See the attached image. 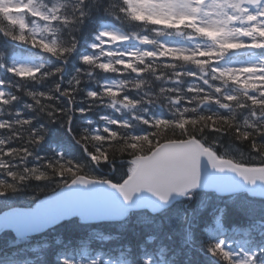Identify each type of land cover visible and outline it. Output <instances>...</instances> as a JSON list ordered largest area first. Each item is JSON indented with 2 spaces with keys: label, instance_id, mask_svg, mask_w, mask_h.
Here are the masks:
<instances>
[{
  "label": "trees",
  "instance_id": "1",
  "mask_svg": "<svg viewBox=\"0 0 264 264\" xmlns=\"http://www.w3.org/2000/svg\"><path fill=\"white\" fill-rule=\"evenodd\" d=\"M73 2L65 5L63 18L56 20L53 44L11 21L0 3V197L25 193L40 197L77 174L119 183L128 175L133 157L179 138L196 137L210 148L215 140L236 143L252 151L257 159L253 164L264 163V123H258L255 131L247 130L223 110L168 112L142 120L141 128L124 121L116 106L127 101L141 104L137 92L145 85L156 89L167 76H186L187 68L208 70L213 83L232 81L211 68L214 58L209 53L189 63L165 49L149 58L132 56L127 62L115 55L107 58L100 47L91 45L102 22L111 21L127 32H149L164 25L156 15L133 9L128 0ZM183 24L172 21L168 28L183 29ZM191 27L200 33L198 27ZM13 50L35 56V68L20 71L10 57ZM111 80L117 83L109 85ZM215 102L264 110V97L243 95L237 101L227 99L222 89ZM201 196L192 191L162 213L145 217L143 212H131L120 223L86 226L76 218L64 220L39 241L28 243L29 247L9 245L0 237V255L2 261H18L22 256L26 264H61V252L76 253L87 247L91 253L121 255L128 264H233L232 255L239 249L232 237L238 228L247 231V241L241 242L253 251L251 264L261 263L264 226L255 219L264 220V205L254 210ZM248 198L264 203V198ZM96 226L101 230L92 231ZM217 227L232 240L229 245L223 243L228 253L215 244ZM4 235L11 236L9 231Z\"/></svg>",
  "mask_w": 264,
  "mask_h": 264
},
{
  "label": "water",
  "instance_id": "2",
  "mask_svg": "<svg viewBox=\"0 0 264 264\" xmlns=\"http://www.w3.org/2000/svg\"><path fill=\"white\" fill-rule=\"evenodd\" d=\"M192 189L225 195L245 189L264 197V166L235 165L217 159L195 139L162 142L150 154L137 157L121 184L75 177L34 209L13 208L0 215V231L33 233L77 215L81 221L119 220L129 210L156 213Z\"/></svg>",
  "mask_w": 264,
  "mask_h": 264
},
{
  "label": "rangeland",
  "instance_id": "3",
  "mask_svg": "<svg viewBox=\"0 0 264 264\" xmlns=\"http://www.w3.org/2000/svg\"><path fill=\"white\" fill-rule=\"evenodd\" d=\"M5 6L8 7H17L20 4L19 0H1ZM225 0H131L132 6L134 8H143L148 7L152 13L157 15L162 22L167 21V18H173L174 20L181 21L182 18L186 17L188 19H196L197 24L202 27L203 29H208L217 35L218 42H237L238 44L245 41L244 38H237L234 36L230 30L227 29L226 24H224L227 15V12L224 11L222 4ZM24 4L26 5L27 9L29 10L28 15L31 17L28 22V27L31 31L37 35L39 38H44L47 40H53L54 32L56 29L54 23V17L56 12L63 4V0H25ZM259 15L264 12V2L260 6L259 9L254 10ZM14 18H17L19 21L23 19V15L19 12H15L11 15ZM244 16H254V22L256 25H260L264 30V18L255 17L254 12L252 9H246L244 12ZM23 22V20H22ZM26 23V22H25ZM23 22V25L25 24ZM251 24V26H249ZM243 25L239 30L238 33L247 32V34H252L248 28L255 27L254 24L249 23ZM126 32H122L117 29L115 26L112 25H105L102 27L101 31L97 34L96 42H103L101 45L103 53H111V54H118V59L126 61L127 56L133 54H141L144 51H148L149 44H143L142 46L139 45H122L119 41L120 38L126 37ZM150 35L147 33L136 32L133 31L131 33V37L140 38L141 40H148ZM161 33V37H162ZM165 39L161 42V44L166 48L168 51L175 53L177 55H184L187 57H194L198 58L199 52L209 51L213 47L212 43L214 41L204 40V41H197L194 39L191 33L188 34L189 37L186 35H182L181 33L176 34H169L165 35ZM255 41V37H249ZM149 41V40H148ZM241 45V44H240ZM17 65L21 70L30 69L34 67V61L29 56H18L17 58ZM215 68L224 69L227 73H233V76H239L240 81H252L255 84H261L264 80V56L263 57H252L248 60H243L240 62H226L221 61L220 64L215 65ZM192 74H194L192 72ZM201 70L195 72L193 78H188L187 81H182L181 78L177 77L178 79L172 78L166 79V82L160 86V92H163L165 95L169 91H177L179 89V85L182 83L188 90L185 92L183 91L182 95L187 97V100H191L193 97V92L197 88V86H202L206 84L208 81L207 76L204 75ZM251 82V83H252ZM166 85V86H165ZM206 86H210L209 82ZM211 90V88H210ZM261 90H264L261 89ZM212 91V90H211ZM170 100L176 99L177 101L173 103V106L176 110L180 111V104L178 100V96H169ZM204 100H200L201 106H199L200 111H204ZM151 106L154 107L152 104ZM151 110V107H149ZM118 112H124L125 115H128L127 121L132 119L133 115H138L139 120L143 117L145 109H137L133 107H123L118 108ZM162 112L158 110L157 113ZM150 114L152 112H149ZM136 120V118H135ZM137 119L134 121L135 124L139 123ZM242 120V116H241ZM139 125V124H138ZM224 153L228 156L232 157H239L243 155V152L237 145H232V143L228 142L224 144ZM202 198H206L205 195ZM217 198V201H226L223 198ZM230 202H239L245 207L253 208L254 210H258L263 208V201H255L252 199L247 198L246 196L242 195H233L227 198ZM32 201V197L30 194H22V195H13V196H6L0 197V207L3 206H11L15 203H29ZM264 212V211H263ZM219 234H222L221 230H217L215 232V236L218 237ZM220 243V240H217ZM248 253H244V255H238L234 258V262L238 259L242 261L243 264H249L247 259ZM86 264V262H85Z\"/></svg>",
  "mask_w": 264,
  "mask_h": 264
}]
</instances>
